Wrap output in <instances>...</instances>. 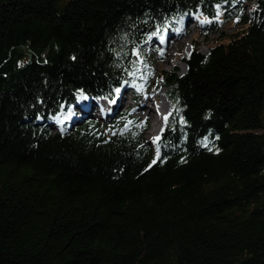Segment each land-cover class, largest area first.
<instances>
[{
    "label": "trees",
    "instance_id": "16d2710c",
    "mask_svg": "<svg viewBox=\"0 0 264 264\" xmlns=\"http://www.w3.org/2000/svg\"><path fill=\"white\" fill-rule=\"evenodd\" d=\"M183 15L158 143L124 116L52 130ZM0 264H264V0H0Z\"/></svg>",
    "mask_w": 264,
    "mask_h": 264
},
{
    "label": "rangeland",
    "instance_id": "374dc122",
    "mask_svg": "<svg viewBox=\"0 0 264 264\" xmlns=\"http://www.w3.org/2000/svg\"><path fill=\"white\" fill-rule=\"evenodd\" d=\"M184 17L186 18L187 16L183 15L182 17L178 18L177 21L175 22V25L171 26L169 31L157 32L154 35H151L150 37H148L147 41L143 44L141 48L142 59L140 60L139 67L137 68L135 72L136 79H139V81H135L133 84L129 86L128 85L122 86V88L127 87L126 96L128 97V100L124 103L123 108L121 107L117 111L111 110L112 109L111 102L114 99V97H116L117 95V92H116L117 88L113 90V94L111 97L110 96L106 97L108 98L107 100L106 99L98 100V99H92V98L89 99L87 96H83V94L79 93L75 97L76 102L74 105L63 108L56 114V116L51 118L50 127L52 128V130L59 131L61 130V127L65 126V128H68L69 130L72 131V130H75L76 128H79V126L83 123V120L85 119L93 120L95 122H100V121L108 122L110 118L112 119V118H117V117H122V116L127 118L128 121L129 120L133 121L134 122L133 124L137 125L142 121H146V119L148 118L147 117L148 112L146 111L147 114L145 113L143 115L138 114L136 112V108L139 103H137L138 101L136 100L135 97L138 96V94L140 95L142 94L141 96L142 99H140L142 102L144 98L146 97L145 95L146 92H150L149 94L147 93L148 96L150 95L151 97L156 98L157 101L159 99V101L161 102L160 104H163L167 108L169 107L168 110L164 111L165 113L168 111L171 112L172 105L169 106L170 104L169 101L167 100L166 96L163 95L164 92L166 91V88L162 85V83L160 82V86H158L153 91H150V86H151L152 80L156 78L157 72H159L162 69L167 71L175 67L178 70V73L180 75L184 74L186 71V66L184 65V63L181 62V59L182 57L184 59H187L191 52L190 51L191 45H192L191 43H193L194 36L197 35L196 34L197 26L192 21H188L189 24L185 28V31H186L185 35L183 36L181 35L176 43H174L176 39L171 41V46L168 45L169 46L168 48L166 46V39H165V36L168 33H172L173 35L179 36L180 31L184 29L182 27ZM235 29L236 28H230L226 26L225 28H222L220 31L224 32L225 34H229L233 32ZM161 36L164 37L163 42H161V39H160ZM169 37H172V36L170 35ZM216 38H217L216 34L209 35L206 38L205 36H199L198 38L195 39V42L199 45V50L201 51V53L207 54L208 49L210 48L211 45L215 43L214 41ZM161 52L163 53L165 52L166 55L164 56L161 55ZM141 77H146V79H142ZM80 100H85L86 102L91 101L93 103L95 102L97 104L96 109L95 108L92 109L95 111L91 112L90 114H84L83 113L84 110L79 106ZM100 102H104L105 107H103L102 103ZM124 106H128V107H124ZM66 113L71 114L72 118L65 119L64 116L66 115ZM102 115L104 116V118L102 117ZM151 117H152L151 120L153 124L157 123L158 125H160L159 120L154 121L155 120L154 114ZM146 124H148V129L145 133L146 137L149 138L153 142L156 135L153 132V128H150V124L148 121H146Z\"/></svg>",
    "mask_w": 264,
    "mask_h": 264
},
{
    "label": "bare ground",
    "instance_id": "6f19581e",
    "mask_svg": "<svg viewBox=\"0 0 264 264\" xmlns=\"http://www.w3.org/2000/svg\"><path fill=\"white\" fill-rule=\"evenodd\" d=\"M186 28V27H185ZM185 29H183L182 31H180V33H179V36H176V35H173L172 33H168V34H166V36H165V39H166V46H167V48L169 47V46H171V41H173L174 39H176L175 41H174V43H176L177 42V40L179 39V37L182 35H185ZM172 36V37H169V36ZM170 42V43H169ZM181 43V42H180ZM169 45V46H168ZM195 46H197V45H195ZM164 55H166V53L164 52L163 53V56ZM167 58V57H166ZM169 59V58H168ZM126 85V84H125ZM145 87V86H144ZM119 88V87H118ZM126 88L127 87H123L122 89H120V91H119V93H117V95H116V97H114V99L112 100V101H115V103H113V102H111V107H112V111L114 110V111H117L119 108H123V105H124V103L128 100V97L126 96V93H127V91H126ZM145 89V88H144ZM143 91V90H142ZM139 93V92H138ZM145 93V92H144ZM150 93V92H146L145 93V95H146V97L144 98V100L141 102V100L140 99H142L141 98V96H142V94L140 95V94H138V98H139V100H138V102L137 103H139L138 104V106H137V108H136V112L138 113V114H141V115H143V114H145L146 113V111L148 112V114H147V119H152V115L154 114V117L157 115V113H158V111L160 110V114H163L164 113V111H166V110H168V108L166 107V106H164L163 104H160L161 102L159 101V99H158V101H157V99L156 98H154V97H151L150 95L148 96V94ZM163 95H165L166 96V98H167V92L165 91L164 92V94ZM84 96V95H83ZM124 98V99H123ZM103 100V99H102ZM167 100L169 101V99L167 98ZM76 102V101H75ZM100 103H102V106L103 107H105V103L104 102H100ZM168 104V103H167ZM126 105V104H125ZM166 105V104H165ZM171 104H169V106H170ZM79 106L85 111H83V113L84 114H90L91 112H93V111H95V110H92V109H96V106H97V104L94 102H91V101H85V100H80L79 101ZM136 106V105H135ZM168 106V105H167ZM124 107H128V106H124ZM130 107H132V106H130ZM92 110V111H91ZM104 110H105V108H104ZM103 110V111H104ZM105 112V111H104ZM168 112H170V111H168ZM168 112H166L165 113V116L166 115H168L167 113ZM111 113V112H110ZM171 113V112H170ZM65 117V119L67 118H69V119H71L72 118V116H71V114H67L66 113V115L64 116ZM64 119V118H63ZM73 121V120H72ZM157 124V123H156ZM148 126V125H147ZM159 130H157V132H158ZM151 132H152V130H151ZM153 132H154V130H153ZM159 136V135H158Z\"/></svg>",
    "mask_w": 264,
    "mask_h": 264
},
{
    "label": "snow or ice",
    "instance_id": "6c2138e0",
    "mask_svg": "<svg viewBox=\"0 0 264 264\" xmlns=\"http://www.w3.org/2000/svg\"><path fill=\"white\" fill-rule=\"evenodd\" d=\"M160 39H161V42H163L164 37L161 36ZM161 55H163V52H161ZM190 55H191V54H190ZM132 75H135V73H132ZM141 78H142V79H146V77H141ZM119 91H120V89L117 88V89H116V92L119 93ZM112 102L115 103V101H112ZM171 115H172V113H169L168 115H166V116L163 117L166 126L168 125V122H169V116H171ZM133 123H134V122L131 121V120L127 121V123H126L125 126H124V129L121 130V133H120V134H123V131H124V130H127V129L129 128V126L132 125ZM145 124H146V121H142V122H140L139 124H137L136 126H137V127H143V126H145ZM113 134L115 135L116 133H113ZM160 139H161L160 136H156V137L154 138L153 142H154V143H158V142L160 141ZM204 146L207 147V143H206V142H205ZM210 150H211V149H210ZM217 151H218V150H217ZM157 158H159V154H158V157H157ZM155 162H156V161H153V163H155Z\"/></svg>",
    "mask_w": 264,
    "mask_h": 264
}]
</instances>
